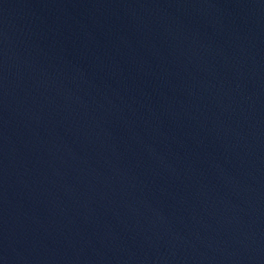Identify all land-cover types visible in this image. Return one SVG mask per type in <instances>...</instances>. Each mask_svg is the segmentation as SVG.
Returning a JSON list of instances; mask_svg holds the SVG:
<instances>
[{
	"label": "water",
	"instance_id": "water-1",
	"mask_svg": "<svg viewBox=\"0 0 264 264\" xmlns=\"http://www.w3.org/2000/svg\"><path fill=\"white\" fill-rule=\"evenodd\" d=\"M0 264H264V0H0Z\"/></svg>",
	"mask_w": 264,
	"mask_h": 264
}]
</instances>
